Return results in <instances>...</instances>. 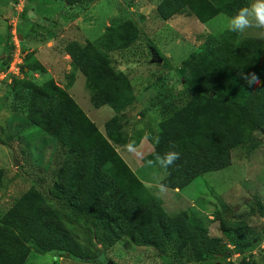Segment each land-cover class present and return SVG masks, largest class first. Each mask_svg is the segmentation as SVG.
I'll return each mask as SVG.
<instances>
[{"label": "trees", "instance_id": "trees-1", "mask_svg": "<svg viewBox=\"0 0 264 264\" xmlns=\"http://www.w3.org/2000/svg\"><path fill=\"white\" fill-rule=\"evenodd\" d=\"M65 2L87 9L96 0ZM249 3L251 0H164L158 13L164 19L193 14L206 23L219 14L232 16ZM23 32L18 30L26 37ZM140 38V27L126 20L109 25L93 42L65 45L73 71L80 70L85 76L93 106L108 105L115 112L104 132L54 79L41 84L13 79L11 86L29 121L51 135L57 148L49 164L47 192L33 188L0 216V264H26L30 244L43 252L86 260L88 253L67 229L59 209L92 226L104 246H113L125 237L138 246L173 248L179 256H191L194 261H205L225 247L220 237L208 234L205 219L195 213H167L163 201L149 191L117 148L138 147L148 138L154 150L143 157L145 162L163 155L174 143L181 157L161 180L174 190L187 187L205 173L229 167L232 150L256 132H264V39L226 30L207 35L179 71L183 77L180 99L165 104L157 131L139 129L131 136L125 127L126 112L137 98L128 75L113 66L111 54ZM249 73H255L261 83L249 87L242 79ZM3 180L0 169V189ZM50 201L60 208L52 207ZM214 220L221 221V230L236 252L245 253L252 245V241L240 242L245 233L232 232L231 223L241 219L227 205L216 211Z\"/></svg>", "mask_w": 264, "mask_h": 264}, {"label": "rangeland", "instance_id": "rangeland-1", "mask_svg": "<svg viewBox=\"0 0 264 264\" xmlns=\"http://www.w3.org/2000/svg\"><path fill=\"white\" fill-rule=\"evenodd\" d=\"M163 1L96 0L82 9L68 6L65 0H0V169L4 171L0 216L33 188L47 192L49 164L57 148L51 135L29 121L25 106L11 86L14 78L32 79L38 84L54 79L69 89L102 132L114 115L110 106L96 108L91 103L85 76L80 70L73 71L72 59L66 58L67 42L85 45L100 38L109 25L133 20L141 29V38L111 54L113 66L128 75L137 98L134 107L126 112L125 127L131 136L139 129L148 133L152 127L157 131L165 104L180 99L183 77L179 71L186 66L190 54L207 35L225 30L221 14L206 23L193 14H176L164 19L158 13ZM20 28L26 36L22 40L18 36ZM244 36L253 37L248 33ZM17 46L24 49L21 74L6 76L11 62L7 63L10 58L14 59ZM153 150L148 138L138 147H118L149 191L163 201L167 213H195L205 219L208 234L220 237L225 247H219L205 261H194L191 256H179L173 248L138 246L125 237L113 246H104L96 239L92 226L74 220L55 201H50L52 207L61 211L67 229L88 253V258L81 260L70 254L43 252L30 244L26 264H109V261L114 264H248L253 261L264 264V132H256L233 149L229 167L205 173L181 190L167 188L162 197L155 185L167 173L147 167L143 160ZM223 204L241 219L231 223L232 232L245 233L240 237L241 243L252 241L245 253L235 251L230 237L221 230V221L214 220Z\"/></svg>", "mask_w": 264, "mask_h": 264}, {"label": "clouds", "instance_id": "clouds-1", "mask_svg": "<svg viewBox=\"0 0 264 264\" xmlns=\"http://www.w3.org/2000/svg\"><path fill=\"white\" fill-rule=\"evenodd\" d=\"M221 15L223 16L226 31L241 35L248 33L255 38L264 39V0H251V3L241 7L232 16ZM242 79H244V82L249 87L261 83V80L255 73L246 74L242 76ZM175 148L176 145L174 143L171 144L169 151L163 155L156 154L154 159L145 160V165L167 173V170L181 157V153L175 151ZM155 187L161 197L167 192V186L160 180H157ZM100 259L103 261L104 257Z\"/></svg>", "mask_w": 264, "mask_h": 264}, {"label": "built area", "instance_id": "built-area-1", "mask_svg": "<svg viewBox=\"0 0 264 264\" xmlns=\"http://www.w3.org/2000/svg\"><path fill=\"white\" fill-rule=\"evenodd\" d=\"M15 54L16 55H15L14 59L11 61V63L9 64V66L7 68L6 76L15 77V76L21 74L22 64H23L22 57L24 56V53H23L21 47H19V46L16 47Z\"/></svg>", "mask_w": 264, "mask_h": 264}, {"label": "water", "instance_id": "water-1", "mask_svg": "<svg viewBox=\"0 0 264 264\" xmlns=\"http://www.w3.org/2000/svg\"><path fill=\"white\" fill-rule=\"evenodd\" d=\"M19 36V38L22 40L23 39V35L22 34H19L18 35ZM1 141V140H0ZM14 162H15V164L16 165H18V161H17V159L14 157ZM109 264H114L112 261H109Z\"/></svg>", "mask_w": 264, "mask_h": 264}, {"label": "crops", "instance_id": "crops-1", "mask_svg": "<svg viewBox=\"0 0 264 264\" xmlns=\"http://www.w3.org/2000/svg\"><path fill=\"white\" fill-rule=\"evenodd\" d=\"M49 44H51V43H49ZM66 58H68V60L71 59V57H70L69 55H67ZM68 91H69V89H68ZM73 98H74V97H73ZM77 103H78V102H77ZM106 106H108V105H106ZM114 115H115V112H114ZM114 115H113V116H114ZM113 116H111V117H113ZM144 139H145V138H144ZM142 142H143V140H142ZM142 142H141V143H142ZM117 150H118V148H117ZM177 190H178V189H177ZM177 190H176V191H177Z\"/></svg>", "mask_w": 264, "mask_h": 264}]
</instances>
